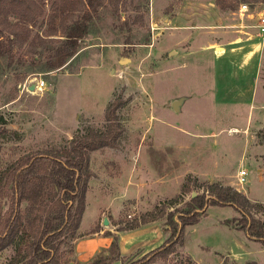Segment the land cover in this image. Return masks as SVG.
I'll list each match as a JSON object with an SVG mask.
<instances>
[{
	"label": "rangeland",
	"instance_id": "obj_1",
	"mask_svg": "<svg viewBox=\"0 0 264 264\" xmlns=\"http://www.w3.org/2000/svg\"><path fill=\"white\" fill-rule=\"evenodd\" d=\"M51 1L33 0L32 21H20L31 44L9 47L4 42L7 51L0 53V117L16 133L0 139V171L26 153L58 150L87 128L104 129L107 104L124 102L118 111L124 132L117 147L89 155L92 176L78 227L82 232L76 230L62 244L63 262L93 264L107 256L124 264L161 245L166 238L165 216L138 231L122 233L126 250L133 248L129 241L144 248L130 249L131 253L122 248L121 256L118 237L132 230L129 227L143 213L178 194L186 174L229 182L237 180L236 173L243 169L242 189L264 202L260 161L264 162V110L252 112L230 104L238 96L244 98V92H233V84L224 89L205 51L197 48L193 54V37L195 45L206 43L217 32H231L239 21L254 32L255 14H240L239 5L220 9L214 0H100L94 9L88 8L87 31L77 39L75 51L49 69L47 65L57 59L54 49L59 41L45 38L44 33L60 18L50 16L60 12ZM249 6V11L264 10V0H251ZM4 8L0 7L3 33L7 22L16 20ZM38 80L43 81L41 87L35 86ZM175 100L180 101L178 110L172 107ZM193 130L206 135L195 138ZM193 142L196 149L212 147L211 157L193 155ZM129 164L133 167L126 173ZM127 175L131 186L126 185ZM193 192L201 194L202 189L191 185L184 200ZM125 197L137 198L136 205L135 199L124 201ZM240 216L231 206H208L195 224L184 228L183 245L156 263L187 264L186 258L192 264L264 263L260 242L244 240L242 230L225 222ZM254 216L264 222V212ZM98 229L104 239L97 244L99 251L86 261L78 260L76 242ZM84 240H79L80 246ZM12 254L11 245L1 250L0 264Z\"/></svg>",
	"mask_w": 264,
	"mask_h": 264
},
{
	"label": "trees",
	"instance_id": "obj_2",
	"mask_svg": "<svg viewBox=\"0 0 264 264\" xmlns=\"http://www.w3.org/2000/svg\"><path fill=\"white\" fill-rule=\"evenodd\" d=\"M98 1H51L60 12L50 16L59 15L60 18L48 33H44V37L58 40L59 45L54 49L57 59L47 68L63 64L72 55L77 39L87 31L91 16L88 8L94 9ZM242 1L249 4L251 0H214L223 10H233ZM0 7H5L16 17L15 21L7 22L4 33L0 30V53L7 51L4 42L9 47L24 42L31 44L30 33L20 21H32V13H35L33 0H0ZM125 42L130 41L126 38ZM123 105L121 100L107 104L104 129L87 128L82 133L74 134L68 144L58 150L26 153L0 171V251L13 246V254L6 264H66L61 259L60 248L66 238L74 237L80 223L87 182L92 176L89 155L101 148L117 147L124 132L118 114ZM5 134L16 133L5 127V121L0 117V139ZM191 185L201 188L202 193L184 200ZM179 203H182L181 207L167 211L168 207ZM210 205L236 209L240 218L225 222L244 231L249 239L260 242L264 247V222L254 216L256 212H264L263 203L251 202L244 193L230 185L200 181L186 174L178 194L157 203L129 227H138L165 216L162 231L166 238L163 243L139 259L124 264H157V259H166L176 251V245H183L184 228L195 224ZM235 221L237 225L233 224ZM186 260L187 264H192L190 259ZM93 264H112V259L101 256ZM240 264L264 263L249 260Z\"/></svg>",
	"mask_w": 264,
	"mask_h": 264
},
{
	"label": "crops",
	"instance_id": "obj_3",
	"mask_svg": "<svg viewBox=\"0 0 264 264\" xmlns=\"http://www.w3.org/2000/svg\"><path fill=\"white\" fill-rule=\"evenodd\" d=\"M211 5L213 7V5L215 4H213L212 2ZM213 9H215V12L219 11L217 10L216 7H214ZM236 25H238L237 28L233 29L231 32H223V31L217 32L216 34H214L215 36H213L212 40L207 41L206 43L200 42L199 45L194 44L195 40L193 37V41H194L193 42V54L196 52L195 50L197 48L200 51H205L206 53L205 56L208 59L207 62L209 64H212L214 73L216 76L220 78L219 80L223 83L224 89H226V85L233 84L234 86L231 88L233 92L235 91L237 92L238 90L237 92L238 95L244 92V95H245L244 98H240V96H238L236 98V101L230 104L244 106L245 108H248V111L252 109V112L253 110H257V109L264 110V33H260L258 32V30H253L254 32H251L248 29H244L245 26L243 25L245 24L242 23V21H239ZM190 51H192V49ZM222 103L225 104V102H222ZM233 130H237V129L233 128ZM204 135L206 134L199 133L193 130V137L195 138H201ZM199 149H196L194 142H193V155H197V156L205 155V157H211L210 154L213 152L212 147L210 149H208V147H202V148L199 147ZM262 160L263 159L260 158L262 165H264V162ZM132 167L133 166L129 164V166L127 167L126 173H129ZM240 171H244V170L240 169L236 173L237 180H232L229 182L219 180V179H202L196 176L195 173H193V176L197 177L200 181H205V180L213 181V182L216 181L223 185H230L233 188L237 189L238 191L244 193L250 201L260 202L264 204V202L249 196V193L242 189V183L239 182ZM259 171H261L260 168H259ZM245 175H246V172H245ZM127 176H126V185L131 186L132 180L129 178V176L128 177ZM141 197L142 196H140V198ZM134 199L135 201H133L134 202L133 204L136 205L137 198L135 197L134 198L125 197L124 201L125 200L132 201ZM149 223L150 222H148L147 224ZM154 223H155L154 221L151 222V224H154ZM145 226H150V225H146L145 223L144 225L133 228L132 230L130 229L129 231H124V232L122 231L121 233L117 231L120 234L118 237L119 239L118 245H119V252L121 256L124 255L121 252L122 248H124L125 250L127 248L126 246H123L125 243L122 242L121 240L122 233L124 234V233L138 231L140 228L145 227ZM101 231H102L101 229L93 230V231H90V233L87 235L80 236V238L76 242V249H78V255H77L78 260L86 261L99 251L100 248L97 244L100 241H104V239H100ZM77 232L78 234H80V232L82 231L79 228H77ZM243 233H244L243 234L244 240H248V242L250 241V243L258 242V241L249 239L244 231ZM81 238H85V240L83 241L84 243H82L80 246L79 243L81 241L79 240H81ZM126 241L128 240L125 239V242ZM106 242L107 240L105 241V244ZM105 244L102 243L101 246H104ZM129 244L132 245L131 247L133 248H130V249H133V250L144 248L142 246H139L138 244H132V241H129ZM130 249L126 251H130ZM133 250L130 251L129 253L133 252ZM230 259L237 260L235 256H231ZM117 261L119 263H117ZM117 261H113L112 264H122L121 260H117ZM240 263L242 262L235 261V264H240Z\"/></svg>",
	"mask_w": 264,
	"mask_h": 264
},
{
	"label": "built area",
	"instance_id": "obj_4",
	"mask_svg": "<svg viewBox=\"0 0 264 264\" xmlns=\"http://www.w3.org/2000/svg\"><path fill=\"white\" fill-rule=\"evenodd\" d=\"M238 10L241 14H244V12H247L248 15L253 16L255 14L256 16V23L254 24L255 28L258 30L260 33H264V10L262 9H257L255 11H249L250 6L247 2H243L239 4ZM43 81L38 80L35 83V86L41 87ZM244 176H245V171H240L239 174V182L243 183L244 182Z\"/></svg>",
	"mask_w": 264,
	"mask_h": 264
},
{
	"label": "water",
	"instance_id": "obj_5",
	"mask_svg": "<svg viewBox=\"0 0 264 264\" xmlns=\"http://www.w3.org/2000/svg\"><path fill=\"white\" fill-rule=\"evenodd\" d=\"M179 103H180L179 100H175V101H173V102H172V107H173V109L178 110V105H179ZM195 195H196V193L193 192V193L191 194V197H193V196H195Z\"/></svg>",
	"mask_w": 264,
	"mask_h": 264
},
{
	"label": "bare ground",
	"instance_id": "obj_6",
	"mask_svg": "<svg viewBox=\"0 0 264 264\" xmlns=\"http://www.w3.org/2000/svg\"><path fill=\"white\" fill-rule=\"evenodd\" d=\"M234 131V130H233Z\"/></svg>",
	"mask_w": 264,
	"mask_h": 264
}]
</instances>
